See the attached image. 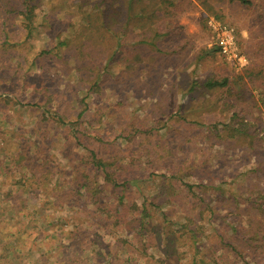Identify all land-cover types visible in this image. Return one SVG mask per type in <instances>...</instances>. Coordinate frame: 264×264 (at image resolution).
Masks as SVG:
<instances>
[{"label":"rangeland","instance_id":"rangeland-1","mask_svg":"<svg viewBox=\"0 0 264 264\" xmlns=\"http://www.w3.org/2000/svg\"><path fill=\"white\" fill-rule=\"evenodd\" d=\"M98 1L39 0L30 37L23 17L0 10V231L25 228L28 211L40 226L21 241L5 236L0 255L9 243L21 250L15 264H264V245L244 240L248 188L264 191V133L243 142L225 131L238 127L236 112L264 123V0L158 6L165 24L178 13L189 45L158 68L144 51L140 72L123 57L108 63V35L82 34ZM213 19L236 29L239 58L219 51ZM78 51L95 70L76 68ZM224 78L229 87H204ZM120 197L135 207L127 226L102 207ZM143 204L154 212L145 232ZM150 228L171 230V249Z\"/></svg>","mask_w":264,"mask_h":264},{"label":"trees","instance_id":"trees-1","mask_svg":"<svg viewBox=\"0 0 264 264\" xmlns=\"http://www.w3.org/2000/svg\"><path fill=\"white\" fill-rule=\"evenodd\" d=\"M237 1L244 5L254 4V0ZM164 3H168L169 7H173L176 5L171 0H99L94 4V9L91 10L85 17V21L88 23V26L83 28L82 34L84 33V35H88L89 32L87 31H93L96 32L99 36H102L103 34L105 39L108 35L110 42V44H108V48L112 50L108 53V63L117 61V59L123 57L121 61H123V59L126 61L128 69H135L137 72H140L143 69V67L141 66V63L143 62L142 54L147 50L150 53V67L158 68V61L160 58H164L166 60L168 59V57H174L187 49V46L189 45V41H178L179 33H183V26H180L178 24V21L176 20V16L178 15V13L172 11L173 18L172 20H170L171 23L168 22L165 24L164 22L157 21V7L163 5ZM40 6L41 4L39 3V0H0V10L12 14L18 13L21 17H23V26L27 32L28 37L32 35V32L34 30L35 19L37 18L36 10ZM260 16H264V13L262 15L260 14ZM178 30H180L179 33ZM61 44L65 46L68 43L61 42ZM217 48L220 51V48L218 46ZM79 56L80 53L78 51V55L76 56V60L78 61V64H76V68L78 70H95V67L93 66L86 67L84 63H80ZM199 57L201 58L202 55H200ZM134 58H136V60L139 62L136 63L134 61ZM219 86L221 88H225L227 86L229 87L227 78L220 80L211 79L204 82L205 88L213 89ZM254 117L255 116L236 112L232 118V121H235V124L238 125V127L226 124L225 131L227 129L229 131H232V137L243 142L247 137L250 138V135H254L255 137H257L259 133H264V123L261 118ZM254 120L259 122H255ZM254 136L253 140L255 139ZM220 137L222 138V135ZM93 156L96 160L95 152H93ZM92 164L97 169H107V163L103 160L92 161ZM262 175L263 173H261L260 178L262 177ZM174 177L177 178V180L182 179L179 178V176ZM105 178L108 181L116 184L115 179L108 174H106ZM133 182L136 183V181ZM127 183L128 182H126V184ZM82 185V187H85L84 184ZM257 186L255 185V187L253 186L248 188V191H250L252 194L250 195L252 206L244 210L247 214L251 212L249 213L251 215V217L249 218L250 230H248L244 240H246V242H248L251 245V248L254 250L259 249L264 245V222L260 217V213L264 214V202H260L261 200L264 201V191L255 193L254 189H256ZM188 187L191 188V186ZM93 195L95 196V194ZM119 199V205L121 207L117 205L113 207L109 203L104 204L102 207L105 210L106 214L116 219V224L121 223L127 226L130 223L136 221H129V219L127 220V215L131 213L132 209H134L135 207L126 204L123 197H120ZM135 206L136 208L138 207L137 205ZM15 210L19 213H21L22 211V209L18 210L17 208ZM137 210H142L141 229L143 232H145L147 230V223H145L144 221L146 218H151L154 212L153 210L148 209L145 204L142 205L141 209L140 207H138ZM256 212L259 213V218L256 214L254 215V213ZM238 215H241V213L238 212ZM25 217L29 219L25 228H20L19 230L16 229L13 231L11 230L7 232L5 236L10 239L14 238V241H21L23 234H27L30 236L34 232H38L40 226L38 225L37 218L32 217L31 211L26 212ZM15 219L19 218L16 217L14 218V220ZM10 220H12V218ZM254 224H256V226H254ZM4 227L6 228V223L4 224ZM182 229L184 231H190L192 234H197L194 231L193 226H191L190 224L184 225ZM149 231L153 232L151 233L152 237L154 233H156L157 237H160L163 233L166 234V251L171 249L173 244V236L171 230L162 231L160 228H150ZM44 232L45 230L41 231V234H44ZM5 236L0 231V241L4 240ZM152 237L150 241H152ZM45 238H47V236L41 237L39 239L43 241ZM14 241L9 242L14 243ZM146 241L147 242H145V245L149 243L148 240ZM10 245L13 248L12 250L9 248ZM62 246L64 247V245ZM57 249L59 252L62 251L65 254L60 245L59 247H57ZM1 250V259H4L5 256L8 257L2 261V264H15V262L19 259L20 254H18L17 252L21 251L20 247H13L12 244L5 243ZM13 253L17 254L12 258L10 255H14ZM62 263L63 261L61 260L60 264ZM64 264H67L65 257Z\"/></svg>","mask_w":264,"mask_h":264},{"label":"built area","instance_id":"built-area-1","mask_svg":"<svg viewBox=\"0 0 264 264\" xmlns=\"http://www.w3.org/2000/svg\"><path fill=\"white\" fill-rule=\"evenodd\" d=\"M210 27L216 34L215 40L221 53L229 58H239L236 29L214 19L210 21Z\"/></svg>","mask_w":264,"mask_h":264}]
</instances>
